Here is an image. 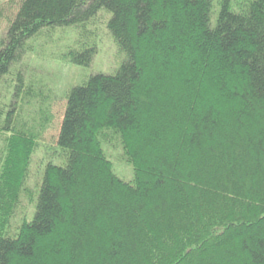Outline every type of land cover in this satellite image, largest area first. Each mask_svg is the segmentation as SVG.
<instances>
[{
	"label": "trees",
	"instance_id": "1",
	"mask_svg": "<svg viewBox=\"0 0 264 264\" xmlns=\"http://www.w3.org/2000/svg\"><path fill=\"white\" fill-rule=\"evenodd\" d=\"M216 8L22 0L0 38V264H264V0ZM102 9L126 59L67 93L66 161L47 164L35 201L28 178L53 115L20 62L39 34ZM97 50L80 40L61 59L89 66ZM113 140L132 181L104 149ZM23 198L33 218L10 232Z\"/></svg>",
	"mask_w": 264,
	"mask_h": 264
},
{
	"label": "rangeland",
	"instance_id": "2",
	"mask_svg": "<svg viewBox=\"0 0 264 264\" xmlns=\"http://www.w3.org/2000/svg\"><path fill=\"white\" fill-rule=\"evenodd\" d=\"M215 6L220 8L221 0H213ZM22 0H0L2 17L0 18V38L6 32L10 22L14 20ZM216 8V9H217ZM102 9L86 24L57 27L50 33L39 34L32 39L33 48L23 57L20 65L26 70V76L42 90L43 94L50 99L51 118L48 130L40 140V146L33 156L28 186L36 190V197L43 183L46 166L49 162L62 165L66 159L58 153V138L61 125L64 119L67 106V93L79 84L89 80L98 73H115L126 59V54L119 50V47L109 31L107 24L112 13ZM107 17V19H105ZM97 19V21H95ZM215 21V20H214ZM88 28L94 36L86 37L84 30ZM90 33V35H92ZM95 39L98 50L94 60L89 66H80L64 62L61 54L67 50L68 46L74 45L77 41ZM3 87V88H2ZM5 90L0 85V90ZM6 103L9 102L5 100ZM41 106V104H39ZM39 105L35 106L37 109ZM43 107H46L43 104ZM37 111V110H36ZM117 141L112 144H105L104 149L109 158L113 161L115 172L127 181L134 178L132 165L123 157L122 147L117 146ZM122 152V155H121ZM37 203V202H36ZM23 205L28 212L18 215L11 223L10 232H15L17 227L26 218L31 220L35 212V206L23 198Z\"/></svg>",
	"mask_w": 264,
	"mask_h": 264
}]
</instances>
